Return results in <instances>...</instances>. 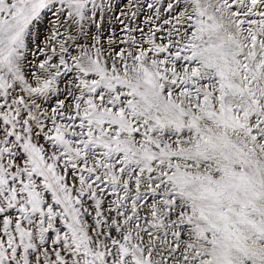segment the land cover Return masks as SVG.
Listing matches in <instances>:
<instances>
[{
  "label": "snow or ice",
  "instance_id": "1",
  "mask_svg": "<svg viewBox=\"0 0 264 264\" xmlns=\"http://www.w3.org/2000/svg\"><path fill=\"white\" fill-rule=\"evenodd\" d=\"M118 11L0 0V264H264V0Z\"/></svg>",
  "mask_w": 264,
  "mask_h": 264
},
{
  "label": "rangeland",
  "instance_id": "2",
  "mask_svg": "<svg viewBox=\"0 0 264 264\" xmlns=\"http://www.w3.org/2000/svg\"><path fill=\"white\" fill-rule=\"evenodd\" d=\"M133 2V0H113V4L114 7L115 6H119V11L116 13L117 15L119 14V12H123L126 10V8L128 7L129 4H131ZM143 2V0H141V3ZM140 19H143V13L140 14ZM110 23H112V25L114 26V28L118 31L119 30V25L115 23V21H111V19L109 20Z\"/></svg>",
  "mask_w": 264,
  "mask_h": 264
}]
</instances>
